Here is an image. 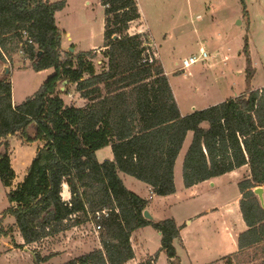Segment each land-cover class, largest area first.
<instances>
[{"label": "trees", "instance_id": "obj_1", "mask_svg": "<svg viewBox=\"0 0 264 264\" xmlns=\"http://www.w3.org/2000/svg\"><path fill=\"white\" fill-rule=\"evenodd\" d=\"M100 2L103 45L70 52L61 46L62 30L55 19L66 0H0L1 62L11 64L12 54L18 51L34 71L53 69L19 104L12 102L9 77L0 78V181L4 186L10 187L15 178L9 138L42 141L23 179L6 193L9 205L4 213L14 218L23 242L16 243L10 229L2 225L0 239L10 237L14 247H23L86 222L97 223L100 247L59 264H124L134 257L131 233L151 226L160 234V249L144 264H153L159 251L169 264H176V221L145 218L148 200L128 189L120 173L144 182L155 195L174 193L175 162L191 132L182 160L184 187L242 166L248 170L237 183L246 229L237 236V250L219 260L245 264L261 246L264 264V209L253 193L264 185V86L250 87L255 71L247 36L242 47L244 92L182 115L149 36L128 31L141 17L137 0ZM239 2L246 13L245 0ZM63 80L67 83L60 90ZM72 91L82 105L64 100L62 95ZM107 145L113 158L97 160L96 151ZM63 184L68 200L62 197ZM102 210L106 214L96 220L95 212ZM252 249L256 251L250 256ZM47 259L35 252L34 264Z\"/></svg>", "mask_w": 264, "mask_h": 264}, {"label": "rangeland", "instance_id": "obj_2", "mask_svg": "<svg viewBox=\"0 0 264 264\" xmlns=\"http://www.w3.org/2000/svg\"><path fill=\"white\" fill-rule=\"evenodd\" d=\"M137 3L141 17L140 20L131 24L133 25L132 30H143V32L132 35L147 34L149 36L147 33L149 30L154 41V44L150 43V48L162 63L181 111L197 109L206 103L232 97L241 91L244 92L246 89L244 73L246 60L242 47L245 35L248 41L249 57L255 71L250 85L255 87L254 89L264 86V0H245L246 13L243 12L239 0H137ZM55 19L57 25L65 30L62 35L66 46L65 50H68L69 47L75 48L71 44L72 42L77 45L78 51L103 45L104 7L100 0H66L65 7L55 13ZM200 48L208 53V58L203 62L192 64L185 70L179 69L182 59L197 53ZM98 58H102L101 54ZM22 59L21 52L17 51L12 54L11 64L10 61L5 62L9 64L10 68L8 77L12 86V102L14 104H19L32 95L53 72L52 68L34 71L28 62ZM99 63L100 61L96 65L97 71L101 70ZM2 64L3 62L0 60V68ZM72 86L74 85H70V88ZM62 96L67 103L77 104L78 97L75 95L63 94ZM190 134L191 132H189L176 159L174 183H176L177 191L168 199L169 202L172 201L170 204L172 214L178 217H182L184 213L191 214L198 205L203 203L222 202L227 197L232 200L239 191L238 185L231 183L224 192L215 191L198 197L195 196L196 188L184 187L182 160L191 140ZM41 145V140L28 143L18 135L9 138V154L15 178L10 187L4 186L0 181V219L2 218L0 225L10 229L9 232L14 239L20 238V234L14 225V218L4 213L9 205L6 193L23 179L32 157ZM96 158L99 161L111 159V145L97 150ZM121 176L127 178L124 182L126 187H134L131 186L129 181L131 180L139 184V187L135 188L136 191L146 192L142 185L144 182L129 175L121 174ZM151 195L152 193L149 196ZM159 200L156 197L154 200H150L151 203L159 202V206L155 210V217L168 213L164 201ZM88 229L89 227L85 228L79 234L74 231L70 235L71 237L77 238L79 235L78 238L90 239H86L89 247L91 241L94 240L96 243V238L99 240L100 234H95ZM148 230L149 233L143 235V243L149 252L156 251L160 246V236L155 229L149 227ZM63 237L60 236L59 240ZM3 239L12 244L10 237L0 239V264H33L28 256L5 254L2 245ZM223 240L225 241L224 246L230 250V253L233 252L234 243L225 236H223ZM84 244L75 247L72 252L83 250L86 248ZM44 245L49 247V243ZM33 246L38 245L33 244ZM260 248L261 246L257 248L258 255L250 260L247 258L245 264H261ZM255 251L256 249H252L249 255L253 256ZM214 253L216 251L212 250L207 254L210 256L202 261H208L213 257L218 258ZM147 258L148 256H145L142 260ZM66 259L68 257H57L49 264H57ZM217 261H219L218 264H224V260ZM157 264H169L164 253L159 254ZM176 264L179 262L177 261ZM181 264L194 263L190 262L189 258L183 257Z\"/></svg>", "mask_w": 264, "mask_h": 264}, {"label": "crops", "instance_id": "obj_3", "mask_svg": "<svg viewBox=\"0 0 264 264\" xmlns=\"http://www.w3.org/2000/svg\"><path fill=\"white\" fill-rule=\"evenodd\" d=\"M133 25L129 27V33L134 34V33H141L143 30H132ZM62 35H64L65 30L62 29ZM146 31V30H144ZM147 33L149 34V37L151 38V42L154 44V41L152 40V37L150 35L149 30H147ZM75 46V51H78L77 45H75L74 42H72ZM61 46L64 49L65 44L63 42V37L61 36ZM155 46V45H154ZM100 47H90L89 49H99ZM74 86H72L73 88ZM252 89L255 87L250 86ZM242 92V91H241ZM241 92L237 93L236 95L232 96H238L241 94ZM73 94L77 97L76 93L73 91L70 93ZM229 98V97H227ZM226 98V99H227ZM226 99H218L215 101H212L211 103H206L205 105H202L198 107L197 109L205 108L209 105H213L219 102H222ZM176 100V98H175ZM177 102V100H176ZM83 100L78 98L77 99V105H82ZM177 105L179 107V104L177 102ZM195 108H192L188 111H181L180 107V113L182 115L187 114L194 110ZM192 136V133L190 134ZM189 136V132L186 135L185 140ZM185 142V141H184ZM184 145V143H183ZM182 149V148H181ZM181 151V150H180ZM180 154V153H179ZM185 154V153H184ZM183 154V156H184ZM113 158V157H112ZM111 158V159H112ZM109 159V158H107ZM177 161V160H176ZM176 166V162H175ZM174 166V170H175ZM125 174V173H120ZM248 170L246 166H242L238 169L232 170L230 172H227L223 175L213 177L209 180L202 181L200 183H197L193 185L190 188H196L197 191L195 192V196H204L209 193H213L215 191H226L227 187L229 184L234 183L237 184L238 181L242 178V175H247ZM127 175V174H125ZM123 182L126 181L127 178L124 176H121ZM174 179H175V174H174ZM131 186L134 187H127L128 189L132 190L133 192L137 193L139 196L146 198L148 200V204L146 206V209L148 212L151 214L153 220H160L164 219L167 217L173 218L177 225L179 226V238L174 240V246L176 248V253L178 257V262L181 264V259L184 258H189L190 262H193L194 264H209L210 262L216 261L221 259L222 257L230 254V250L226 248L225 241L223 240V236L228 237L232 243H234V251L237 250V236L238 234L246 229L245 222L242 219L241 212L239 209V199H240V192L233 197V199H229L227 197L226 199H223L222 202H208V203H203L201 205H198L194 211L189 214V213H184L182 217H178L176 215L172 214V207L170 204L172 203L169 202V197L175 195L177 189H176V183H175V192L166 196H158L152 193V197L149 198L150 195V190L151 187L148 186L147 184H142L143 187L145 188L146 192L145 193H140L136 191V187H139V184H137L134 181H131ZM126 186V185H125ZM263 190H264V185H262ZM194 193V194H195ZM62 197L65 200L69 199V192L68 188L65 184H63L62 187ZM154 197L156 199H160L159 201H164L165 203L164 206L168 209V213L159 217H155V210L159 206V202L156 203H151L150 200H154ZM263 200H264V191H263ZM162 203V204H163ZM161 204V203H160ZM89 227L88 230L93 229L92 222H86L82 225L72 227L71 229L65 230L61 233H58L57 235L53 237H47L43 240H41L39 243H34L37 244L38 246H33L32 245H26L23 247H14L12 244H10L7 240L3 239L2 240V245L4 247V252L5 254H14V255H23V256H28L30 257L32 263H35V252H38L41 256H48V259L41 264H49L51 260L57 258V257H68V259H71L75 256H78L82 253L89 252L93 248L99 247V240L97 239V242L95 243L94 240L91 241V245L88 247L87 246V238H76V237H71L70 234H72L74 231L77 232L78 234L81 233L85 228ZM152 228L151 226H144L135 229L130 236V242L132 249L134 251V257L131 259V261H137V262H143L142 260L145 256H152L153 253L158 251L160 249H157L156 251H151L149 252L147 247H145L143 241H144V234L149 233L148 228ZM87 232V231H86ZM96 234V232H94ZM159 234V232H158ZM144 235V236H143ZM63 237V239L59 240V237ZM97 236V235H96ZM160 236V234H159ZM56 238V239H55ZM76 238V239H75ZM90 240V239H87ZM16 243L21 244L23 242L21 236L20 238H15ZM59 241V242H58ZM45 243H49V247H46L44 245ZM82 243L84 244V248L79 249L76 252H72L75 247H79ZM95 244V245H94ZM50 248V249H48ZM72 248V249H71ZM71 249V250H69ZM85 250V251H84ZM212 250H215L217 254L215 256H218V258L209 259L208 261L203 262L202 260L204 258H207L208 253H210ZM229 250V251H228ZM81 251V252H80ZM233 251V252H234ZM80 252V253H78ZM160 253H164L163 251H159L158 256L156 260L153 262V264H157V260L159 257ZM232 253V252H231ZM165 254V253H164ZM142 257V258H141ZM167 257V256H166ZM212 258V257H209ZM66 259V260H68ZM64 260V261H66ZM169 261V259L167 258ZM64 261H61L59 263H62ZM57 263V264H59Z\"/></svg>", "mask_w": 264, "mask_h": 264}, {"label": "built area", "instance_id": "obj_4", "mask_svg": "<svg viewBox=\"0 0 264 264\" xmlns=\"http://www.w3.org/2000/svg\"><path fill=\"white\" fill-rule=\"evenodd\" d=\"M23 34L26 36L25 31L23 32ZM28 42H30V39H28ZM147 53H148L149 58H150L149 60H151V58H152L151 52L147 51ZM207 58H208V53L203 48H200L197 53L191 54L187 57H184L181 61V66L179 67V69L185 70L188 67H190L192 64H195L197 62H203ZM151 193H153L152 189L150 190V194ZM149 197H151V196H149ZM103 214H106L105 210H102L100 212L99 211L95 212V219L96 220L100 219ZM92 225H93L94 232H96V234H98L99 231L101 230L100 225L97 223H92ZM144 262L145 261H143V262L131 261V259H130L127 262H125L124 264H144Z\"/></svg>", "mask_w": 264, "mask_h": 264}, {"label": "water", "instance_id": "obj_5", "mask_svg": "<svg viewBox=\"0 0 264 264\" xmlns=\"http://www.w3.org/2000/svg\"><path fill=\"white\" fill-rule=\"evenodd\" d=\"M68 51L70 52H74L75 51V48L73 47H69L68 48ZM40 54V52H39ZM9 64L8 63H3L1 68H0V78H3L5 76H8L10 70H9ZM67 83V80H63L62 81V84H61V87H60V90H64V86L65 84ZM263 187L262 186H257L253 189V193L257 196L258 198V201L261 205V207L264 209V200H263ZM143 216L147 219H152V216L151 214L148 212L147 209L143 210Z\"/></svg>", "mask_w": 264, "mask_h": 264}]
</instances>
